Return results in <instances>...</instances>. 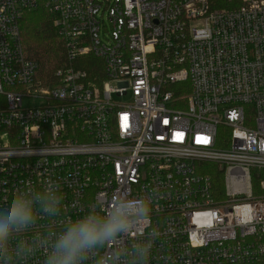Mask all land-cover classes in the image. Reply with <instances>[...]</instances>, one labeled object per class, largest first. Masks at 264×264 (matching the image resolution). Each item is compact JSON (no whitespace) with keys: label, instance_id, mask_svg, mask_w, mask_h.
<instances>
[{"label":"built area","instance_id":"2783aa9c","mask_svg":"<svg viewBox=\"0 0 264 264\" xmlns=\"http://www.w3.org/2000/svg\"><path fill=\"white\" fill-rule=\"evenodd\" d=\"M41 1L0 0V206L64 194L23 234L24 264L124 191L156 199L160 233L142 221L85 264L145 239L149 264H264V0H45L66 62L49 82L21 38Z\"/></svg>","mask_w":264,"mask_h":264},{"label":"clouds","instance_id":"9594fccd","mask_svg":"<svg viewBox=\"0 0 264 264\" xmlns=\"http://www.w3.org/2000/svg\"><path fill=\"white\" fill-rule=\"evenodd\" d=\"M64 203L61 190L33 191L25 187L13 189L8 202L0 206V264H24L35 251V243L22 239L40 214L55 217ZM156 199L124 191L116 202L105 210L103 202L92 201L88 210L68 220L47 242L48 250L43 264H85L93 253L99 252L108 242L117 240L142 221L149 222V237L160 233L151 226ZM92 205H96L93 207ZM152 240L138 241L134 247L118 257L111 252L107 264H149Z\"/></svg>","mask_w":264,"mask_h":264},{"label":"trees","instance_id":"16d2710c","mask_svg":"<svg viewBox=\"0 0 264 264\" xmlns=\"http://www.w3.org/2000/svg\"><path fill=\"white\" fill-rule=\"evenodd\" d=\"M55 16L40 2L36 9L25 12L21 22V38L27 59L39 65V76L49 82L55 71L66 65L64 40L54 28ZM90 62L92 58L86 59ZM216 170L214 165H210ZM210 171L219 180L222 190V173ZM221 178V179H220Z\"/></svg>","mask_w":264,"mask_h":264},{"label":"rangeland","instance_id":"374dc122","mask_svg":"<svg viewBox=\"0 0 264 264\" xmlns=\"http://www.w3.org/2000/svg\"><path fill=\"white\" fill-rule=\"evenodd\" d=\"M45 0H42L41 2L43 3ZM220 135L223 134V130L220 129ZM200 170H202V172H209V171H212V166H210L209 164H204L203 166L201 165Z\"/></svg>","mask_w":264,"mask_h":264}]
</instances>
